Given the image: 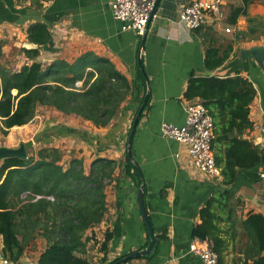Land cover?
Masks as SVG:
<instances>
[{
  "label": "crops",
  "instance_id": "crops-1",
  "mask_svg": "<svg viewBox=\"0 0 264 264\" xmlns=\"http://www.w3.org/2000/svg\"><path fill=\"white\" fill-rule=\"evenodd\" d=\"M192 1L160 0L146 32L140 36L122 30L121 22L112 16L109 0H0V66L4 69L18 72L33 62L46 68L57 60L73 64L88 55L114 65L130 84L117 115L105 127L52 107L38 106L28 124L9 129L6 136L0 133V146L17 148L23 143L28 157L36 155L41 147L60 149L63 156L58 164L64 170L72 159L82 161L85 175L99 159L117 162L104 189L105 217L85 233L89 264H102L103 259L106 264L149 244L137 208L139 187L123 174L129 132L147 92L148 106L134 131L131 156L142 173L144 206L157 243L150 255L123 264H202L191 251L192 230L200 223L199 212L221 178L193 169L186 149L160 133L163 122L184 124L187 101L183 96L192 75L224 78L239 74L252 83L255 97L249 107V120L253 128L245 131L243 138L261 149L256 127L264 124V69L251 56L242 59L241 50L264 47V0H253L247 16H240L234 25L228 22L230 9L241 6V1L222 0L221 21L188 31L178 23V16ZM35 24L44 25L50 33L44 45L27 38L29 27ZM227 28L231 33H225ZM208 47L220 54L231 50L222 66L211 72L204 67ZM36 49L39 55L35 59L24 53ZM230 190L238 226L248 214L264 217V165L239 170ZM220 227L225 231L230 224L221 223ZM106 232L111 237L104 253L100 245ZM222 238V264H240L247 242L243 228H237L235 239L230 233L222 234ZM46 245V239L37 236L21 260H38ZM1 249L0 237L3 257Z\"/></svg>",
  "mask_w": 264,
  "mask_h": 264
},
{
  "label": "trees",
  "instance_id": "trees-1",
  "mask_svg": "<svg viewBox=\"0 0 264 264\" xmlns=\"http://www.w3.org/2000/svg\"><path fill=\"white\" fill-rule=\"evenodd\" d=\"M240 1L241 6L230 9L229 24L247 16L253 2ZM27 38L41 46L49 42L50 33L44 25L35 24L29 27ZM229 52L220 54L213 47L206 48L205 69L211 72L222 66ZM24 53L32 59L39 55L38 49ZM139 77L145 85L141 72ZM129 91L128 80L114 65L88 55L73 64L57 60L46 68L33 62L18 72L0 66V133L6 136L9 129L28 124L38 106L52 107L63 114L79 116L96 127H105L117 115ZM254 97L252 83L239 74L224 78L192 75L183 96L186 101H200L213 120L211 148L221 182L200 210V223L192 230V237L207 239L220 264L225 244L222 234L230 233L235 239L238 227L243 228L247 238L240 264H264V217L248 214L238 226L234 221L235 198L230 190L239 170L264 165V152L243 138L245 131L253 128L249 107ZM147 106L148 101L143 111ZM62 156L58 148L41 147L25 161L10 158L0 163L1 254L13 263L21 260L31 240L41 236L47 245L38 257V264H89L86 245L89 239L85 233L105 217L104 189L117 162L99 159L85 175L80 159H72L64 170L58 164ZM123 174L132 178L137 187L142 185L140 173L127 156ZM221 223L230 224V228L223 231ZM110 237L106 232L101 242L100 250L104 253ZM125 256L106 264H115Z\"/></svg>",
  "mask_w": 264,
  "mask_h": 264
},
{
  "label": "built area",
  "instance_id": "built-area-1",
  "mask_svg": "<svg viewBox=\"0 0 264 264\" xmlns=\"http://www.w3.org/2000/svg\"><path fill=\"white\" fill-rule=\"evenodd\" d=\"M156 0H109L112 16L121 22L123 31H131L142 36L152 17L151 12ZM222 0H193L183 8L178 23L188 31L198 30L209 22L222 20ZM225 33H231L225 29ZM182 126L163 122L160 125L161 136L183 146L193 169L212 178L220 179V169L216 166L211 148L213 120L200 101H187ZM260 135V147L264 151V124L257 126ZM191 251L199 256L202 264H220L218 255L207 240L194 239ZM0 264H38L37 260L26 258L13 263L0 257Z\"/></svg>",
  "mask_w": 264,
  "mask_h": 264
},
{
  "label": "water",
  "instance_id": "water-1",
  "mask_svg": "<svg viewBox=\"0 0 264 264\" xmlns=\"http://www.w3.org/2000/svg\"><path fill=\"white\" fill-rule=\"evenodd\" d=\"M160 0H156V3L154 5V8L151 12V16H153L156 11H157V7L159 4ZM146 32V31H145ZM144 35V34H143ZM251 56L255 62L264 69V47L261 46H253L250 47L249 49H242L241 50V57L242 59H246L247 57ZM139 66L140 65V62ZM148 97L149 94L148 92L145 94L143 102L139 108V110L137 111L133 123H132V127L128 136V140H127V157L130 159V161L132 162V156H131V143H132V138L134 135V131L136 129V126L139 122V119L141 117V114L143 112V109L148 101ZM10 158H17L19 160H27L28 159V154L25 148V145L23 143H20L19 146L17 148H9V147H5V146H0V162L6 160V159H10ZM133 163V162H132ZM135 168L138 170V172L140 173L141 179H143L142 177V173L141 170L139 168V166L137 164H134ZM143 194H144V189H143V185H141L138 189L137 192V208L139 210L142 222L144 224V227L147 231L148 237H149V244L147 247H145L144 249L135 251L131 254H128L127 256L123 257L120 261L116 262L115 264H123L128 260H132L135 258H139V257H144V256H148L150 255L153 250H154V246L157 243V238L154 235V231L153 228L150 224V221L147 217V213H146V209L144 206V200H143Z\"/></svg>",
  "mask_w": 264,
  "mask_h": 264
},
{
  "label": "rangeland",
  "instance_id": "rangeland-1",
  "mask_svg": "<svg viewBox=\"0 0 264 264\" xmlns=\"http://www.w3.org/2000/svg\"><path fill=\"white\" fill-rule=\"evenodd\" d=\"M33 254V253H32Z\"/></svg>",
  "mask_w": 264,
  "mask_h": 264
}]
</instances>
